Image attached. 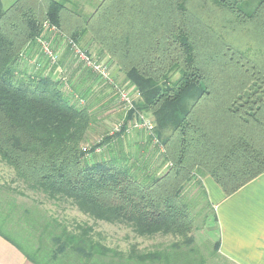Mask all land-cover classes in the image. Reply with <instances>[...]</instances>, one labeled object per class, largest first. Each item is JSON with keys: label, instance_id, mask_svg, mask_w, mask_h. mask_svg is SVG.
Wrapping results in <instances>:
<instances>
[{"label": "trees", "instance_id": "16d2710c", "mask_svg": "<svg viewBox=\"0 0 264 264\" xmlns=\"http://www.w3.org/2000/svg\"><path fill=\"white\" fill-rule=\"evenodd\" d=\"M94 1L85 16L64 0H18L8 9L0 0V161L31 191L96 222L179 239L154 252L133 249L124 264H205L197 247L192 260L183 250L195 231L215 226L219 233L204 179L231 196L264 174V0ZM65 16L75 25L66 26ZM50 27L79 46L89 35L99 48L93 58L125 79L104 82L69 45L68 55L84 69L79 80L64 64L67 53L53 66L42 56L43 68L22 69L25 51ZM44 39L54 50L64 40L49 31ZM122 86L140 94L129 111L118 96ZM111 95L125 113L122 127L89 145ZM146 115L154 125L146 143L160 156L155 168L148 146L141 151L138 144L133 156L124 145L130 123ZM191 187L200 190L196 196H188ZM5 206L0 228L17 209L12 199ZM52 241L50 258L40 249L27 257L34 264L71 257L70 264H104L101 258L115 255L88 226L64 228ZM214 245L222 257L219 238Z\"/></svg>", "mask_w": 264, "mask_h": 264}, {"label": "rangeland", "instance_id": "374dc122", "mask_svg": "<svg viewBox=\"0 0 264 264\" xmlns=\"http://www.w3.org/2000/svg\"><path fill=\"white\" fill-rule=\"evenodd\" d=\"M17 1L18 0H2V3L4 8L8 9ZM64 1H68L66 5L68 9L81 13L85 16H89L90 14H92L97 4V2H95L94 0ZM63 23L71 28L73 25H75L76 19L65 16L63 18ZM90 40L91 39L89 35L85 36V38L80 42V46L83 47L86 51L88 50L91 56H93L94 54L97 55L99 52V48L96 45L89 44ZM56 44H53L54 46H56L54 47L56 52L59 53L60 56L65 55L68 50V37L65 36L62 42H56ZM24 55L25 57L22 58V62L20 63L22 69L34 71L37 64H39L41 68L46 65V61L43 58L44 55L42 54L41 49L36 43L34 46L32 45L31 47H29V49L25 51ZM64 64L67 65V68L70 72L74 73V71H76L75 81L81 78L84 69L78 67L68 55V53L66 54ZM260 64L263 65L264 60L260 61ZM57 75L58 74L55 73L54 77H57ZM115 75L119 83H122V81L125 79V76L122 72L117 71ZM177 79L178 75L173 78L174 81H176ZM259 81L261 80L259 79ZM261 95H263L262 97H264V93L261 92ZM113 96L114 95H111L107 98V100L111 101L110 104L105 107L104 110L99 112V120L94 127V131L89 137V145L93 144L97 139H99L106 133L112 131L114 125L116 126L123 123L122 121L124 119L123 117L125 116V113L124 111L119 110L118 106L116 105V99ZM146 117L149 116L146 115ZM148 133L149 132H147L146 130L133 127V125L130 123L129 131L127 132V136L124 138V145H126V147L128 146L127 150L131 152L133 156L139 150L137 146L138 144H140L141 146V151L144 150V147L148 146L147 149L149 150L150 148L149 152L151 154L154 153V163L152 165H154L153 168H155L156 165L160 163V156L159 152H154L155 149L153 148V144L147 145V139L150 135ZM104 154L105 150L101 152H95V155H98V157H102ZM165 169L166 167L161 168L162 173ZM199 191L200 190L198 189V187H191L188 196L192 197L190 193L196 196ZM9 199H12L14 201L17 209H21V218H27L31 220L29 221L32 223L31 227L34 224L37 225L38 232L35 233V238H33L32 240H28L27 238H29L30 235L25 231H17L19 230V228H14V224L16 223L13 219H9L8 228L4 226H2V228L7 231V235L14 238L16 241H19L30 254H33L35 251H38L40 249L41 254L43 256H46V258H50V255L55 249V244L52 241L53 236L60 234V232L64 228L68 231L74 232L76 231V227L78 226L92 227L94 240L114 251L115 255L109 254L108 258L100 259L101 262H104V264H118L119 262V264H124V261L133 249H136L141 253L154 252L160 249H165L179 240L171 235L139 237L125 225H114L99 221L96 222L87 215H84L83 213L78 211V209L75 207H71L70 205H67L65 203L50 201L41 193L31 191L21 181L16 179L13 169L0 161V203H2L3 207L7 208L5 204ZM197 208H200V206L198 205ZM25 210L32 212L33 215L27 216L28 213L23 212ZM24 228L25 227L23 226L20 230H23ZM216 229L217 228L215 226L214 229L212 228V230L210 228L204 227V230L201 229L193 233V237L195 239L194 243L189 248H183L184 251L188 252L189 260H192L190 249L192 250L193 247H197L198 253L205 261V264H230L222 257H219V254H214V243H216L219 238V233L215 231ZM9 230H14L16 233L10 232ZM52 232H54L55 234H52ZM69 261L73 262V257L69 258ZM69 261H66V264H70ZM75 263L80 264L79 262Z\"/></svg>", "mask_w": 264, "mask_h": 264}, {"label": "crops", "instance_id": "0c3cea01", "mask_svg": "<svg viewBox=\"0 0 264 264\" xmlns=\"http://www.w3.org/2000/svg\"><path fill=\"white\" fill-rule=\"evenodd\" d=\"M204 184L217 216L219 253L222 258L230 264H264V174L254 178L231 196H226L209 177L204 179ZM9 210L0 207V215L3 216L2 213ZM13 210L15 216L11 219L16 223L14 228L28 233V240L35 238L37 225L31 227V220L21 218V209ZM23 212L28 213L27 216L33 215L27 210ZM5 226L8 227V223ZM23 226L25 228L20 230ZM1 231L6 237L0 233V264H34L27 257L29 252L22 244L11 237L17 243L15 245L8 239L10 237L5 234L7 232L4 228H0ZM9 231L16 233L14 230Z\"/></svg>", "mask_w": 264, "mask_h": 264}, {"label": "built area", "instance_id": "2783aa9c", "mask_svg": "<svg viewBox=\"0 0 264 264\" xmlns=\"http://www.w3.org/2000/svg\"><path fill=\"white\" fill-rule=\"evenodd\" d=\"M48 28L49 25L46 24V30ZM48 31L52 32L53 34L59 35V37L63 39L65 37L62 33L59 32L56 27H50ZM46 33H44V35L37 40V44H39L42 54L46 57L47 61H49L50 64L53 66L58 62L60 56L51 46L52 42L50 41V43L49 41L44 39ZM53 38H55V36H53ZM68 45L72 47V52L79 62L94 71L96 75L101 78L104 82L111 85L115 83V73L105 61H99L93 58V56L89 55L85 50H83L79 45L75 44L72 40H68ZM118 96L127 111L133 109L134 104L140 98L139 93L133 92L130 88H127V86H122L118 88ZM121 127V124L115 126L112 134L120 131ZM133 127L145 129L151 132L154 128L153 120L150 117L141 116L140 120L135 122Z\"/></svg>", "mask_w": 264, "mask_h": 264}]
</instances>
